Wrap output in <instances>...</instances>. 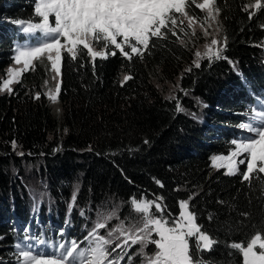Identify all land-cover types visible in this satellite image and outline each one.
Here are the masks:
<instances>
[{
	"label": "trees",
	"instance_id": "1",
	"mask_svg": "<svg viewBox=\"0 0 264 264\" xmlns=\"http://www.w3.org/2000/svg\"><path fill=\"white\" fill-rule=\"evenodd\" d=\"M36 2L0 0V75L14 62L18 46L42 40L39 32L22 31L35 17ZM254 4L255 0H216L226 38L222 55L227 59L204 60L195 67L193 50L185 44L191 29L177 14L183 23L175 29L176 35L159 41L143 59L129 62L117 54L93 65L86 55L73 61L62 52L59 117L43 93L50 73L47 58L37 60L35 69L25 72L10 94H0L2 264H16L15 245L25 235L47 240L42 250L48 252L53 243L76 240L83 245L89 228L81 231L80 224L88 216L74 211L72 223L64 216L76 193L82 205H91V214L108 198L120 200L123 216L133 215L127 201L142 193L147 199L163 197L166 213L172 217L179 215V202L192 197L189 207L197 214L196 222L218 241L214 250L203 253V259L211 264H243L242 253L229 245L246 246L254 234H264L260 190L264 182L242 183L239 175L214 168L212 157L234 150L231 141L248 135L235 126L248 122L251 110L264 102L260 59L264 11L250 7L249 18L244 10ZM186 11L197 22L207 19L195 6ZM226 60L237 62L239 70L234 72ZM125 74L132 79L122 83ZM176 80L179 89L173 97L165 96L157 85V81ZM190 97L206 104L204 121L187 112L194 108ZM23 158L30 163L40 160L45 169L58 202L50 218L28 206L27 192L15 173ZM136 259L132 264L141 263Z\"/></svg>",
	"mask_w": 264,
	"mask_h": 264
},
{
	"label": "snow or ice",
	"instance_id": "2",
	"mask_svg": "<svg viewBox=\"0 0 264 264\" xmlns=\"http://www.w3.org/2000/svg\"><path fill=\"white\" fill-rule=\"evenodd\" d=\"M190 5L203 10L210 20L218 23L221 9L216 0H203L199 4L196 0H37L34 12L39 22H29L26 27L22 26V31L31 34L39 30L43 39L35 45L17 47L15 62L22 67L8 70L9 78L3 81V90H10L16 77L29 69L34 60L45 56L56 73H60L62 52L73 61L86 55L93 65L97 59L117 54L129 62L134 58L143 59L159 41L167 40L169 34L176 35L175 29L183 23L176 18L177 14L188 17L191 24L194 17L188 16L186 11ZM250 7L264 11V2L255 0L254 6H244L249 18L253 15ZM221 30L218 27L216 32ZM203 32L205 37L212 38L203 56L199 51L195 53L197 68L201 66L200 59H227L222 55L226 38L218 40L207 29ZM130 79L132 77L125 74L122 83ZM55 91L60 92L59 84ZM39 95L37 93L36 98ZM49 97L54 102L57 100L51 92ZM261 103V109H252L249 121L239 126L248 135L231 141L234 150L227 157H212L213 166H226L227 175H239L242 183L249 185L254 179L264 182V102ZM12 143L15 149L16 142ZM221 161H226V165ZM245 165L241 171V166ZM155 183L163 187L161 181L155 180ZM260 190L264 196V187ZM191 199L180 201L179 215L172 217L166 213L163 197L147 199L143 193L140 197L132 196L127 203L138 216L135 223L120 220L109 229V222L118 219L116 211L101 214L84 237L83 245L76 240L53 243L51 252L42 250L48 245L47 240L25 235L22 242L15 245L16 264H122L125 260L132 264L135 256L142 257L143 264H211L203 259V253L214 250L218 241L196 222L197 214L189 207ZM99 230H106V234H100ZM154 233L158 239L153 238ZM137 245L138 252L130 254L129 249ZM149 245L157 249L150 255L145 251ZM229 247L242 253L243 264H264V234L257 232L246 246L237 242Z\"/></svg>",
	"mask_w": 264,
	"mask_h": 264
},
{
	"label": "rangeland",
	"instance_id": "3",
	"mask_svg": "<svg viewBox=\"0 0 264 264\" xmlns=\"http://www.w3.org/2000/svg\"><path fill=\"white\" fill-rule=\"evenodd\" d=\"M200 2L202 3L203 0H201ZM183 19L187 22L188 26L191 29V34L189 38L185 40V44L191 50H193V55H194L193 62L197 61V57L195 56V53L199 51L201 53V56H203L205 51L208 49V46L210 45V40L212 37L211 36L205 37L203 29H207L208 32L213 33L218 40H223L222 31L216 32V29L218 27L221 28V21L219 17H218V23L217 21L210 20L208 17L206 21L203 23L197 22L193 19L191 24H189L188 17H183ZM30 22L37 23L39 21L34 17V19ZM193 31H195V35H193ZM37 32H39V30H37ZM41 36H42L41 39H43V34H41ZM220 46L221 45H218L217 47H220ZM261 56L262 57H260V59L264 64V46H263V50L261 51ZM44 58H46V56ZM204 60L206 59H200L199 63H201ZM213 60H219V59H213ZM36 61L37 60H34L33 63L29 66V69H25L22 72V75L25 72H28L29 70H34L36 67ZM228 63H230L232 70L234 72L239 70V68L236 67L238 65L237 62L228 61ZM18 67H22V64L17 65L14 59V62L11 65H9L5 69V71L0 75V94H4V93L10 94L12 90L14 89V87L17 85V83L20 81L22 75L15 78L13 84L10 85V90H3V81L9 78L8 70L10 68H18ZM60 68H61V65H60ZM178 81L177 80L173 82H162V81L158 82L157 81V85L162 90L165 96L173 97L176 95V92L179 89ZM60 83H61V71L60 73H56L55 69L51 67V62H50V73L44 84L43 93L53 113L58 117L61 116L63 112V105L61 101L59 100V93L57 94L55 91L56 85L57 84L60 85ZM49 92L57 96V100L55 102L50 99ZM190 98L192 99L194 108H190L187 112L191 116L200 117V120L204 121L206 104L200 99L193 98V97H190ZM57 109H59V111H57ZM260 109L261 107L257 108V110H260ZM235 127L240 129L239 126H235ZM16 152L18 155H21L22 153L20 150H17ZM229 154H216L214 156L227 157ZM22 163H23L21 164L22 166L17 165V168L15 169V173H16L18 180L21 182L23 189H25L27 192V197L25 198L28 202L29 208L35 214H39L40 212L45 211V214L50 218L49 215H51L52 212L54 213L56 207L58 206V202L55 200L56 197L52 193L51 185L49 184L48 178L44 175L45 169L43 168L42 163L40 162V160H36L35 162L30 163V161H28L25 158L22 159ZM220 163H224L226 165L227 162L221 161ZM213 167L217 168L215 166ZM223 169L227 171L226 166L223 167ZM73 197H75V199L72 198V200L70 201L69 207L67 209V214L64 216H68L70 218L69 223H72L73 221L74 211H78L80 213H83L85 216H88V220L85 223L80 224L81 231H83L84 228H89V230H91V228L97 221L98 217L101 216V214L109 213V212H112L113 210L116 211V215L118 219H112L109 222L108 224L109 229L114 227L116 224H118L120 220H128L129 222L135 223L138 219V216L134 212L132 216H125V215L123 216L121 214V212L123 211L124 204L120 200H115L114 198H108L104 204L105 206H103L98 212L91 214L90 213L91 211L88 212V208L90 210L91 205H89V207H88V204L82 205L81 202L79 201V196L77 193ZM61 231H62L61 229H58L57 233L60 234ZM99 231H100V234L102 235L106 234V230H99ZM153 238L158 239L159 237L156 236V234L154 233ZM134 249L136 250V252H138L139 246L138 245L133 246L132 248L129 249V252ZM257 250H259L258 247H257ZM145 251L146 253L150 255L156 252L157 249L155 248L154 245H149ZM136 257H137L136 259L137 262H141L140 264H143L142 257L140 256H136Z\"/></svg>",
	"mask_w": 264,
	"mask_h": 264
}]
</instances>
